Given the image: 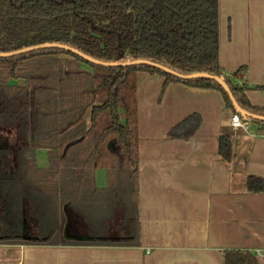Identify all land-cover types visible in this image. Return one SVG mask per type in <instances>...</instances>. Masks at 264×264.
Instances as JSON below:
<instances>
[{
  "label": "crops",
  "instance_id": "1",
  "mask_svg": "<svg viewBox=\"0 0 264 264\" xmlns=\"http://www.w3.org/2000/svg\"><path fill=\"white\" fill-rule=\"evenodd\" d=\"M221 10V65L228 74L246 67L234 82L250 87V102L264 108V0H220ZM23 80L10 84L24 86ZM136 83L135 182L113 172L128 168L123 161L114 170L106 162L95 167L93 160L70 152L66 161L58 159L66 165L65 179L48 187L59 171L49 152L61 143L41 140L29 149L16 141V128H2L0 151L19 149L23 155L7 159V175L0 177V264H226L232 250L249 251L264 264V191L247 186L251 176L264 179L261 125L248 120L249 129L233 127L238 112L218 89L180 82L164 88L165 77L147 71L136 74ZM195 114L201 123L193 134L171 135ZM222 135L232 138L230 161L220 153ZM107 201L122 206L120 222L133 217L130 233L119 224L110 229L89 224L94 205ZM130 201L131 208L123 210ZM33 202L43 209L65 204L73 214L79 209L84 222L76 229L85 238L52 241L8 233L12 225L21 227Z\"/></svg>",
  "mask_w": 264,
  "mask_h": 264
},
{
  "label": "trees",
  "instance_id": "2",
  "mask_svg": "<svg viewBox=\"0 0 264 264\" xmlns=\"http://www.w3.org/2000/svg\"><path fill=\"white\" fill-rule=\"evenodd\" d=\"M220 18V0H0V52L60 42L105 61L149 59L182 74L207 72L223 76L244 109L264 115L263 107L250 102V87L234 82L246 67L228 74L221 65ZM61 55L92 70L74 72L60 67L50 71L49 64L42 62ZM139 71L164 76V88L180 82L218 89L227 106L236 110L229 93L212 78H183L151 64L105 67L61 48H44L0 57V131L16 128V141L29 149L41 138L51 142L60 137V143L66 145L61 154L65 161L68 153L84 149L79 142L86 137L85 145L87 140L93 141L86 158L95 167L119 156L134 166L136 174ZM12 79H24L26 84H10ZM248 120L264 130V120ZM200 123L199 115H192L174 127L171 135L189 137ZM22 152L0 151V177L7 175V159ZM220 153L225 160L232 159L230 135L221 136ZM11 173L17 176L15 169ZM247 186L251 191H264V179L251 176ZM109 236L115 239L114 234ZM226 264H257V260L249 251L232 250L226 252Z\"/></svg>",
  "mask_w": 264,
  "mask_h": 264
},
{
  "label": "rangeland",
  "instance_id": "3",
  "mask_svg": "<svg viewBox=\"0 0 264 264\" xmlns=\"http://www.w3.org/2000/svg\"><path fill=\"white\" fill-rule=\"evenodd\" d=\"M221 17H222V10H221ZM222 22H223V18H222ZM42 62L49 64L48 66L50 68V71H55L60 67H62V68L67 67V68H69V70H73L74 72H76L80 69L92 70V68L89 65H87L85 63L78 62L73 57L67 56V55H61L59 58L53 57L52 59H49L48 62L46 60H42ZM37 73H41V71H37ZM23 81H25V80H23ZM30 85L31 84H29V86ZM88 118L90 119V116H88ZM87 125H88V127L90 126V120L87 121ZM59 136H61V135H59ZM41 140L43 141L42 138H41ZM52 141H54V139ZM91 141L87 140V142H89L88 143L89 145L88 144L85 145V142L80 144V146L84 145L85 147L83 150L78 152L79 155L76 152H72V153H74L80 157H86L87 153L90 152V148L93 147V145H92L93 141L92 142ZM43 142H45V144L48 145L46 140ZM55 142H60V137H57ZM60 146H57L59 150L56 151V149H53L51 152H49V153H51V157L53 159H55V161H56V162H53L54 163L53 168L55 169V171L59 170V171H57V174L53 177V180L49 181L50 184L48 187H51V188H53V184L55 183V181L58 182V179H61L60 183H61L62 179H65V176H64L65 174H64L63 170H66V165H64V163L58 161V159L61 157V154L64 152L65 148L62 146V144ZM80 146H77L75 149L79 148ZM44 153H45L44 156L46 157L47 152L45 150H44ZM31 156L32 155H28V157H31ZM117 158H118V160L116 158H114L113 161L110 160L109 163H107L108 165H111V168L113 167V170L115 167H117L115 165H120V163L122 162V159L119 158V156ZM124 164L125 163L123 161V165ZM133 171H134V166H128V168L126 166L122 174H121L122 171H120L119 169L118 170L115 169L113 172H115V173L117 172L119 177H124L123 181L125 179H129V180L135 182V175H134ZM124 190L125 189L121 190V192H123ZM126 193H124V194H126ZM67 201L69 203L68 196H67ZM113 203H114V201H113ZM32 204H33V206L31 205V211L28 215H25L26 216L25 219L23 218L24 221L22 222L21 227L20 228H14V226L12 225L9 228L10 230H6V231L10 234L11 233L22 234L23 237L31 236L32 238L33 237L38 238V240H41L44 238H47V239L52 240V241H56L58 239H63L65 234H66V224L68 221V211H67L68 209H67L66 205L65 204L63 206H57L56 205V207H55L54 202H53L52 204H48V206L43 209L42 206H40V207L35 206L34 202ZM55 204H56V202H55ZM79 204H80V201H79ZM82 207H85V206L82 205ZM37 208H39V210ZM93 208L95 210V212H94L95 214L92 215L89 213L90 216H92V222H90L89 224L96 225V226H101V225L106 226V227H108V229H110L109 227H113V225L119 224L120 227H122L124 233L125 232L130 233V230L132 228V218L133 217H130L129 222H125V221L123 223L120 222L119 216L122 214V213H120V212H122V206L119 208H116L112 205V203L107 201L106 205H104V204L101 206L94 205ZM130 208H131V201L129 202V207L127 204L124 206L123 210H127ZM100 209L103 212H101ZM110 210L112 211L111 213H109ZM43 211H45V212H43ZM116 211H118V212L114 213ZM125 212L126 211H124L123 213H125ZM78 213H79V209L76 210V212L73 214V217H72L74 220L73 221V227L74 228H77L80 224L81 225L83 224L81 222L83 219V216H81V214H78ZM83 222H84V219H83ZM60 226H61V229L58 230Z\"/></svg>",
  "mask_w": 264,
  "mask_h": 264
},
{
  "label": "water",
  "instance_id": "4",
  "mask_svg": "<svg viewBox=\"0 0 264 264\" xmlns=\"http://www.w3.org/2000/svg\"><path fill=\"white\" fill-rule=\"evenodd\" d=\"M44 48H61L67 51H70L72 53H75L77 55H79L80 57L95 63L97 65H101V66H105V67H112V66H123V65H131V64H151L157 67L162 68L163 70L173 73L179 77H183V78H197V77H204V78H212L215 81L219 82L223 88L229 93L232 102L234 104V107L236 109V111L242 116V118L244 119H260V120H264V115H260V114H255V113H251L249 111H247L246 109H244L239 102L237 101V99L235 98L231 87L229 86V84L227 83V81L225 80V78L223 76H217V75H212L210 73L207 72H196L193 74H182L178 71H175L171 68H169L168 66L159 64L157 62H153L149 59H129L127 61H105V60H101L98 59L96 57H93L87 53H85L84 51L80 50L77 47L65 44V43H60V42H46L43 44H39V45H34V46H29V47H25L23 49H19L16 51H11V52H0V57H8V56H15L18 54H22V53H26V52H30V51H35V50H39V49H44ZM71 224H72V216L71 213L68 211V221L66 224V238L69 239H79V240H83L85 237L82 236L81 234H74L71 233Z\"/></svg>",
  "mask_w": 264,
  "mask_h": 264
},
{
  "label": "built area",
  "instance_id": "5",
  "mask_svg": "<svg viewBox=\"0 0 264 264\" xmlns=\"http://www.w3.org/2000/svg\"><path fill=\"white\" fill-rule=\"evenodd\" d=\"M231 123L235 128L249 129L250 126V122L248 120L243 119L239 113H233Z\"/></svg>",
  "mask_w": 264,
  "mask_h": 264
},
{
  "label": "flooded vegetation",
  "instance_id": "6",
  "mask_svg": "<svg viewBox=\"0 0 264 264\" xmlns=\"http://www.w3.org/2000/svg\"><path fill=\"white\" fill-rule=\"evenodd\" d=\"M69 212H70V210H69ZM71 233H76V234H78L79 232H78V230L76 229V228H74L73 227V224H71Z\"/></svg>",
  "mask_w": 264,
  "mask_h": 264
}]
</instances>
